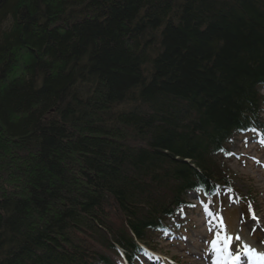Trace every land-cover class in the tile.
<instances>
[{"label": "trees", "instance_id": "16d2710c", "mask_svg": "<svg viewBox=\"0 0 264 264\" xmlns=\"http://www.w3.org/2000/svg\"><path fill=\"white\" fill-rule=\"evenodd\" d=\"M263 91L264 0H1L0 264H134Z\"/></svg>", "mask_w": 264, "mask_h": 264}, {"label": "rangeland", "instance_id": "374dc122", "mask_svg": "<svg viewBox=\"0 0 264 264\" xmlns=\"http://www.w3.org/2000/svg\"><path fill=\"white\" fill-rule=\"evenodd\" d=\"M264 95V91H263ZM264 139L257 141L250 135L238 136L230 145L229 157L219 156L222 174L230 178L221 184L219 197L203 201L198 193H190L188 203L195 207L186 210L185 216L176 223H184V229L176 240H161L153 236L152 251L145 264H206L215 258L217 248L228 246L238 251H260L264 248ZM232 189V191H229ZM224 191L223 193H221ZM221 195V196H220ZM258 214L260 219L255 229L241 225L248 214ZM209 217L213 222H207ZM253 220L244 221L251 223ZM215 242L216 247H213ZM213 253V256H208ZM167 261V262H166ZM159 262V261H158ZM99 264V263H96Z\"/></svg>", "mask_w": 264, "mask_h": 264}, {"label": "bare ground", "instance_id": "6f19581e", "mask_svg": "<svg viewBox=\"0 0 264 264\" xmlns=\"http://www.w3.org/2000/svg\"><path fill=\"white\" fill-rule=\"evenodd\" d=\"M263 118H264V114H263ZM186 170L187 167H186ZM193 171H186L185 173H187V177H191L193 178V174L192 173ZM227 178H230V175H228ZM202 185L201 183H197V185H195V188H200ZM189 188L190 189H193L194 188V183L192 182L191 184H189ZM154 191V190H153ZM161 190H157V193H160ZM159 197V196H158ZM162 202V201H161ZM160 202V204H161ZM175 214L174 217H172L170 220L173 221V222H178L180 221V218L185 216V211L183 209H179V208H174L172 210ZM255 215V219L254 218H250L251 220H253L251 223H246V222H241V225H244V227H247V228H252L253 230L255 229V232H257V229L260 228V226H258L259 224V221L260 219L258 218V214H254ZM208 218V221L207 222H213L214 220H211L209 217ZM244 221H247V220H244ZM260 234L263 235V238H264V233L261 232V229L259 231ZM153 239L150 240V243ZM152 244V243H151ZM264 244V242H263ZM121 253H123L122 250H120ZM260 254H255V255H252V254H247V255H244V256H239L238 254H232L231 250L228 248V252H225L223 254L221 253H217L215 255V258L213 260V262L211 263H214V264H228L230 262H232L231 264H264V259H261L260 257H264V248H262L260 251ZM211 255H209V258H210ZM236 257H239V259L237 260ZM125 257H124V254H122L119 258H116V261L120 262L122 260H124ZM206 264H210V262H205Z\"/></svg>", "mask_w": 264, "mask_h": 264}, {"label": "snow or ice", "instance_id": "6c2138e0", "mask_svg": "<svg viewBox=\"0 0 264 264\" xmlns=\"http://www.w3.org/2000/svg\"><path fill=\"white\" fill-rule=\"evenodd\" d=\"M262 143H264V142H262ZM229 191H232V189H229ZM191 207H195V205H191ZM253 218L255 219V215H254V213H253ZM213 247H216L215 242L213 243ZM217 251H219L218 248H217ZM250 254L255 255V253H250ZM260 258H261V259H264V257H260ZM236 259L238 260L239 257H236Z\"/></svg>", "mask_w": 264, "mask_h": 264}, {"label": "water", "instance_id": "95a60500", "mask_svg": "<svg viewBox=\"0 0 264 264\" xmlns=\"http://www.w3.org/2000/svg\"><path fill=\"white\" fill-rule=\"evenodd\" d=\"M1 1V0H0Z\"/></svg>", "mask_w": 264, "mask_h": 264}]
</instances>
